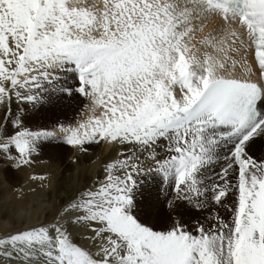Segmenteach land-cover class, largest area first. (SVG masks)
Returning <instances> with one entry per match:
<instances>
[{
    "label": "snow or ice",
    "instance_id": "6c2138e0",
    "mask_svg": "<svg viewBox=\"0 0 264 264\" xmlns=\"http://www.w3.org/2000/svg\"><path fill=\"white\" fill-rule=\"evenodd\" d=\"M53 69L77 74L89 115L32 130L12 101L72 95ZM53 141L119 151L51 221L0 237V264H264V0H0V165Z\"/></svg>",
    "mask_w": 264,
    "mask_h": 264
},
{
    "label": "bare ground",
    "instance_id": "6f19581e",
    "mask_svg": "<svg viewBox=\"0 0 264 264\" xmlns=\"http://www.w3.org/2000/svg\"><path fill=\"white\" fill-rule=\"evenodd\" d=\"M219 24L220 22L218 19L209 20L205 32L218 28ZM198 38L199 36L197 39ZM249 63L253 64L252 78L257 71L251 56H249ZM50 71L57 76L55 88L73 90L78 87L79 81L75 72L57 69ZM236 75H244L243 70L237 68ZM47 87L51 86L47 85ZM88 104L89 101L87 99L81 95H77L68 120L62 124L65 126H75L78 121L86 119L89 115L86 108ZM28 105L29 104L21 103L14 98L12 101V111L17 113L18 110H20L18 114L24 117L25 126L32 130H38V124L35 125L38 119L36 108L30 105L29 112L22 114L21 106ZM85 147L88 151L81 152L76 148L68 146L69 155L64 157L62 153L55 155L48 154L42 146L39 155H35L33 157V163L29 165L32 170L29 171L28 168L26 169L24 167V170L27 171V173H25L26 177H24L23 172H21V174L17 176V183L21 180V177L23 180L24 178L26 179L29 172H33L35 175H46L45 177L48 176L49 180H45V183L39 188L33 187L30 184L21 187V191H23L27 202L25 205H19L15 200V195L10 193L16 186H9V188L0 186V200L4 195L7 197L9 196L7 200L0 202V230L5 236L28 226L39 225L51 221L54 214L62 208L63 204L66 203L68 198L73 196L77 190L82 189L85 185L91 184L97 177L101 180L104 178L105 172L103 170V165L117 158L119 146H112L102 142L101 144H91ZM254 150L258 157L264 156V141H258ZM67 176L71 178L72 186H77L74 193L70 196L65 195L61 185L62 181L65 180ZM27 179L30 178L28 177ZM158 180V176L153 177V187L156 186ZM8 192L11 196L8 195ZM165 201L166 200L161 195L159 208L155 214L149 217L148 223L154 224L155 218L158 216L159 210L164 205ZM218 211L222 216L226 215L224 209H218ZM174 215L173 211H171L169 219L166 213L161 212L157 220L158 225L166 224L167 227L171 223ZM207 215V212H197L194 209H186L184 219L188 222L196 218L203 220Z\"/></svg>",
    "mask_w": 264,
    "mask_h": 264
},
{
    "label": "rangeland",
    "instance_id": "374dc122",
    "mask_svg": "<svg viewBox=\"0 0 264 264\" xmlns=\"http://www.w3.org/2000/svg\"><path fill=\"white\" fill-rule=\"evenodd\" d=\"M74 90L75 89H73L72 95H67L62 91H60V92L59 91H53L51 87H47V85H45V91H43L41 93V95H43L45 97L46 102L36 107L38 119H37L35 125L38 124V126H39L38 130H40V129H47V130L57 129L59 125H61L63 122L68 120V118L70 116L71 108H72L73 103H74V100L76 99L77 95L80 96ZM30 105L31 104H29L28 106H21L22 114L29 112ZM28 118H29V116H28ZM42 146H43V149L48 154L55 155L58 153H62L64 157H67L69 155V151L67 148L68 146L62 142H59V141L47 142V143L43 144ZM24 167L26 169L28 168L29 171L32 170L29 166H24ZM24 167L19 168V169H12V168H8L6 166L0 165V180H1L0 183L3 181L0 184V186H6L7 188H9V186L11 187L13 185L16 186L12 190V192H10V193L15 195V200L19 205H25L27 203L26 198L23 194V191H21L22 186H28V184H30L33 187L39 188L43 185V183H45V180H49L48 176L44 180L39 179L40 176L45 177L46 175H43V174L35 175L33 172H29L27 174V178L29 177L30 179L24 178V180H23L21 177V180L17 183V176H19V174H21V172H23V176L26 177L25 173H27V171L24 170ZM33 176H35L37 178L32 179L31 177H33ZM23 183H25V184H23ZM61 185L63 188V192L65 193V195H68V196L72 195L74 193L76 187H77V186H72V180L68 176L65 180L62 181ZM10 193L8 192V195L11 196ZM8 197L4 195L2 197V199L0 200V202H2L3 200H7ZM166 204H167V202L165 201L164 205L159 210L158 216L155 218V221L153 224V226L157 227L158 229H163L166 227V224L158 225V223H157L159 214L161 212L166 213V215L170 219V212L172 210H170L166 206ZM57 213L54 214L52 219L57 215ZM4 236L5 235L0 230V237H4Z\"/></svg>",
    "mask_w": 264,
    "mask_h": 264
}]
</instances>
